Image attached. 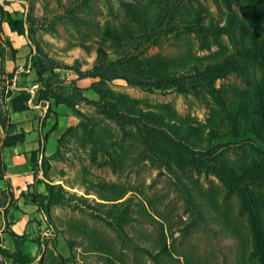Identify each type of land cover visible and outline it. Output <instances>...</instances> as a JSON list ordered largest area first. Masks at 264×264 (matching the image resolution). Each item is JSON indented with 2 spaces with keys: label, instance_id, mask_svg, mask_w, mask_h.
<instances>
[{
  "label": "rangeland",
  "instance_id": "rangeland-1",
  "mask_svg": "<svg viewBox=\"0 0 264 264\" xmlns=\"http://www.w3.org/2000/svg\"><path fill=\"white\" fill-rule=\"evenodd\" d=\"M247 5L242 0H0V119L8 120L4 127L0 124V161L6 168L11 157L21 154L16 148L2 147L4 135L24 131L25 142L30 140L24 158L17 163H27L31 174L30 183L20 191L5 176L0 179V249L14 252L10 231L18 235L27 231L21 255H16L19 260L1 255L0 250V264H20L25 256L31 259L29 264H252L249 216L238 195L226 191L202 166H167L153 159L133 135L99 112L92 101L99 99L94 89L104 87L135 100L138 107L167 106L179 120L205 124L214 111L217 119L218 96L240 95L238 91L258 75L257 65L248 59L237 63L239 70L213 80L218 89L214 93L206 84L192 94L176 88L134 86L121 78L100 82L87 76L99 42L105 43L108 61L128 51L142 68L152 61L175 60L186 49L194 55H208L218 49L210 34L193 33V26L179 22L181 17L199 8L205 20L210 16L222 23L231 10L253 29ZM133 7L141 15L139 22L133 18ZM14 19L24 22L23 34L12 27ZM156 22V29L150 31ZM111 25L124 27L123 48L107 36L106 27ZM229 37L222 35L219 42L223 49L233 50ZM37 55L54 67V91L68 94L78 87L86 99L75 106L83 117L58 105L68 109L69 122L61 119L59 124L58 116L64 113L56 106L50 121L45 113H26L37 120L38 128H45L43 134L50 131L48 138L52 134L41 146L47 157L45 170L40 153L37 165H30L29 152L38 147L36 134L27 137L32 133L31 120H21L19 113L12 112L8 96L18 87L34 96L40 84L28 60ZM33 99L29 109L37 105ZM40 105L46 112V104ZM25 142L16 146L23 147ZM212 145L231 162L255 156V149L262 147L249 134L214 139ZM46 184L53 185L51 197ZM32 191L44 200L48 214L31 204ZM27 213H37L39 219L16 224Z\"/></svg>",
  "mask_w": 264,
  "mask_h": 264
},
{
  "label": "trees",
  "instance_id": "trees-1",
  "mask_svg": "<svg viewBox=\"0 0 264 264\" xmlns=\"http://www.w3.org/2000/svg\"><path fill=\"white\" fill-rule=\"evenodd\" d=\"M248 5L246 11L250 13V20L254 27L250 29L245 20L238 19L229 10L224 15L223 22L214 21L212 17L205 20L199 8L193 13H186L181 17V24L193 26L192 32L209 33L217 50L208 55H194L186 49L180 52L175 60L161 59L144 65L129 56L128 51H122L119 57L108 61L105 43L99 42L96 47V57L93 67L87 71V76L98 78L106 82L121 78L128 84L157 89L176 88L179 91L198 94L197 86L206 84L213 90H218L213 85V80L222 77L227 72L237 69V63L250 60L257 65L259 71L253 80L248 82L246 88L238 91L235 98L219 97L220 108L217 119L209 118L205 124L191 120H179L167 106L156 109L138 107L136 101L127 96L116 93L104 87L94 89L98 100L92 101L96 109L118 122L124 131L133 135L141 144L143 150L153 159L170 166V163H191L202 166L204 171L214 175L230 194L236 193L240 198L244 211L249 216L250 241L253 246L251 253L252 264H264V0H242ZM134 8V7H133ZM135 9V8H134ZM0 6V13H2ZM133 18L141 20L138 9H135ZM146 26L149 27V18L145 14ZM173 21V15L171 17ZM12 27L20 34L25 32V25L21 19L11 20ZM150 26V31L156 29ZM115 25L106 27V34L119 48H123L125 41L121 29ZM149 31V32H150ZM240 32V36H237ZM129 33V32H128ZM222 35L230 36L233 50L223 49L219 39ZM210 50L211 45H202ZM36 74V81L40 84L35 96V103H45L47 106L45 116L55 112L53 106L64 105L74 111L78 116L85 114L75 109L80 101H85L80 88L75 87L68 94L54 91L52 76H56L52 66L43 63L39 55L29 59ZM47 71L50 75H46ZM81 72V71H78ZM82 74V73H81ZM83 75V74H82ZM207 81V82H206ZM206 82V83H204ZM11 110L21 113L30 108L33 102L31 93L22 87L16 93H8ZM217 112V111H216ZM219 119V122H218ZM7 118H1L0 124L4 127ZM44 126V125H43ZM128 128V130H126ZM47 131L38 140V147L29 152L30 165H37V154L40 153L41 166L47 167V157L41 150L42 141L47 140ZM253 135L261 144L256 148V155L252 157L241 156L233 162L223 152L218 151L217 145H212L214 139H221L231 135L242 137ZM26 133L20 131L14 134L6 133L1 141L3 148L23 145ZM113 163V162H112ZM5 165L0 161V179L5 176ZM46 191L51 197L53 185L46 184ZM189 195V190L186 191ZM20 195L23 197L24 192ZM43 198V197H42ZM30 202L40 212L48 214L47 206L41 196L35 191L30 193ZM51 202H58L51 201ZM10 236L15 245V251L1 250V255L11 257L18 261L16 255H21L20 245L25 241L27 234H16L10 231ZM239 236V235H238ZM31 259L22 257L20 264H29Z\"/></svg>",
  "mask_w": 264,
  "mask_h": 264
},
{
  "label": "crops",
  "instance_id": "crops-1",
  "mask_svg": "<svg viewBox=\"0 0 264 264\" xmlns=\"http://www.w3.org/2000/svg\"><path fill=\"white\" fill-rule=\"evenodd\" d=\"M61 106V105H60ZM56 110L58 111V112H60V113H64V114H61L60 116H58L59 118H58V121H59V124L61 123V119H64V120H67V121H64V122H69V121H71V116H68V115H66L65 116V113H67L68 111V109H66L65 107H56ZM35 112L36 114H38V115H40L41 114V112H42V114L44 115V113H45V110L43 109V107H41V105L40 104H37V105H34V106H32V109H28V110H26V111H24V112H21V113H19L18 115V117L22 120L23 118H30V120L32 119V116H30V115H27L26 113H29V112ZM27 115V116H26ZM46 120L47 121H50V116H48L47 118H46ZM28 124L31 126V129H30V131L32 132L31 134H28L27 135V137H29V136H33V137H35V134H36V138H37V143H38V140H39V138L42 136L41 134H43L42 132H44V129L45 128H42V127H39L38 128V124H37V120L35 121V120H31V121H29L28 122ZM37 124V125H36ZM37 128H38V131L37 132H35L36 130H37ZM28 132H29V130H27ZM44 135V134H43ZM51 136H52V134H51ZM51 136L48 138V141H50L51 140ZM29 140H30V138H29ZM28 140V138H27V140H26V142H25V144H24V146L23 147H21V146H13V147H10V149L11 148H16V149H18L19 150V152H21V154H16V156H13V157H11V163H6V171H5V178L8 180V182L17 190V191H20V190H22V189H25V185L26 184H28V183H30V181H31V174L29 173L30 171H29V169H28V165H27V163H17L19 160H21V159H23L24 157V155L22 154L23 153V151H26L27 150V147L25 148V145L27 144V141H29ZM47 141V142H48ZM35 142H33V144H34ZM47 144V143H46ZM32 148H34V145H33V147ZM18 151L16 150V153H17ZM30 206H33V205H30ZM35 208H36V206H35ZM33 217H35V218H37V219H39V217L37 216V213H34V214H29V213H27V214H25L24 216H23V220H20V221H18L16 224H18V223H20V224H22V223H24V221L25 222H27L28 220H29V218H33ZM29 225V224H28ZM22 230V229H21ZM20 231H18L17 233H19ZM23 232H25V234H27L26 232V230L24 231V230H22V232L21 233H23Z\"/></svg>",
  "mask_w": 264,
  "mask_h": 264
}]
</instances>
